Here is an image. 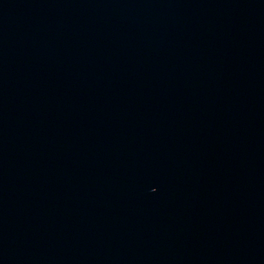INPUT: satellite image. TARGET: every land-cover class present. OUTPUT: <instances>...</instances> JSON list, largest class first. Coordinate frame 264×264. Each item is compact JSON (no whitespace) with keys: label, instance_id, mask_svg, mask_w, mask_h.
Here are the masks:
<instances>
[{"label":"water","instance_id":"obj_1","mask_svg":"<svg viewBox=\"0 0 264 264\" xmlns=\"http://www.w3.org/2000/svg\"><path fill=\"white\" fill-rule=\"evenodd\" d=\"M0 264H264V0H0Z\"/></svg>","mask_w":264,"mask_h":264}]
</instances>
